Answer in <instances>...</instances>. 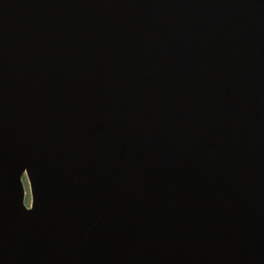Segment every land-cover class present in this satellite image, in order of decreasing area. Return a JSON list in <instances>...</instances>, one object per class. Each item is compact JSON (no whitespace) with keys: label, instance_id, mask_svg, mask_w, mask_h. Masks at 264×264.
Returning a JSON list of instances; mask_svg holds the SVG:
<instances>
[{"label":"water","instance_id":"1","mask_svg":"<svg viewBox=\"0 0 264 264\" xmlns=\"http://www.w3.org/2000/svg\"><path fill=\"white\" fill-rule=\"evenodd\" d=\"M0 264H264V0H0Z\"/></svg>","mask_w":264,"mask_h":264},{"label":"rangeland","instance_id":"2","mask_svg":"<svg viewBox=\"0 0 264 264\" xmlns=\"http://www.w3.org/2000/svg\"><path fill=\"white\" fill-rule=\"evenodd\" d=\"M23 183L25 186V199H26V203H30L31 197H30V189H29V183L28 180L23 177Z\"/></svg>","mask_w":264,"mask_h":264}]
</instances>
